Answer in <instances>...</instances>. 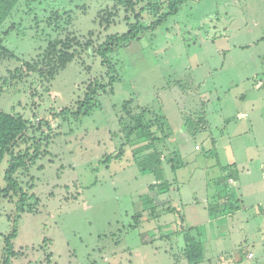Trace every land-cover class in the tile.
<instances>
[{"label":"rangeland","instance_id":"obj_1","mask_svg":"<svg viewBox=\"0 0 264 264\" xmlns=\"http://www.w3.org/2000/svg\"><path fill=\"white\" fill-rule=\"evenodd\" d=\"M168 1H8L0 110L27 122L16 154L50 136L36 165L17 174L32 211L12 264H190L196 226L199 264H264V0L186 2L109 54L119 79L88 115L54 116L109 83L99 46ZM132 115L145 129L128 137ZM222 117H233L229 130ZM9 159L0 264L20 199L1 191Z\"/></svg>","mask_w":264,"mask_h":264},{"label":"trees","instance_id":"obj_2","mask_svg":"<svg viewBox=\"0 0 264 264\" xmlns=\"http://www.w3.org/2000/svg\"><path fill=\"white\" fill-rule=\"evenodd\" d=\"M9 0H0V24L3 22L5 17L11 10V6H8ZM14 1V0H13ZM190 0H169L166 6L163 4H159L157 7L158 11L162 10L160 14L149 23H145L142 19L135 21L129 27V30L120 35L115 34L109 36L106 42L99 46L98 54L101 57L102 65L107 67V74L109 76V83L104 84L101 82H96L93 85L88 87V92L85 96V99L80 102V105L77 110H73L71 108H64L61 111L55 113L54 116L62 117L64 119L72 116L75 118H82L88 115L97 105V97L98 92L107 93L108 90L112 89L114 84L119 79L118 71L115 66L111 63L109 58V54L116 52L121 48L122 44L128 41H134L140 38V35L143 33H152L157 30V28L163 24L168 18L172 15H175L179 12L180 8ZM133 116V115H132ZM134 117V116H133ZM138 119V120H137ZM134 117V120H137L136 127L128 132V137L138 129H145L140 118ZM140 120V121H139ZM28 130L27 122L24 121L20 117H15L9 114H6L0 110V169L1 166L8 155H10V159L8 160V166L3 173V179L6 182V187L1 191L6 195L10 192H14L20 195V199L17 202V215L14 220V225L12 231L6 235L5 237V259L2 264H12V260L14 257L18 255V252L14 249V240L19 235V229L21 226V218L22 214L27 211H32L31 206L27 203L28 194L24 190V187L17 179V174L22 169H28L34 165H36L37 161L44 155L43 143L49 142L50 136L49 134H42L40 138H38L32 145V151L27 150L24 153L16 154L13 150L14 145H16L19 140L24 139L26 137V133ZM123 148V147H122ZM151 172L157 173L160 170L155 167L149 169ZM161 174V173H160ZM159 174V176H160ZM162 189L163 185H153L151 186V190ZM163 190V189H162ZM232 210V209H231ZM209 210V215H213ZM233 212V211H232ZM183 222L184 217L182 216ZM195 230L196 235L193 234L192 230ZM199 226L191 228V231L188 234V242L190 244V248L187 251V260L190 264H199L204 259V249H203V235L200 231Z\"/></svg>","mask_w":264,"mask_h":264},{"label":"crops","instance_id":"obj_3","mask_svg":"<svg viewBox=\"0 0 264 264\" xmlns=\"http://www.w3.org/2000/svg\"><path fill=\"white\" fill-rule=\"evenodd\" d=\"M244 111V110H243ZM241 115H245V113L244 112H241ZM223 118V120H224V122L225 121H227V120H229L230 122L228 123V124H226L227 125V128H228V130H229V127H230V125L233 123L232 121H233V117L231 118H229V117H222ZM239 118V117H238ZM227 130V131H228ZM228 139V138H227ZM229 139H230V137H229ZM231 145V144H230ZM203 160V159H202ZM224 165H226V164H224ZM238 166H239V168L241 169V170H243V172H241V174H242V178H244V173L245 172H249V171H247L246 170V168H245V166H243V167H240V165H239V162H238ZM249 170V169H248ZM263 179H264V173H263ZM243 180V179H242Z\"/></svg>","mask_w":264,"mask_h":264}]
</instances>
